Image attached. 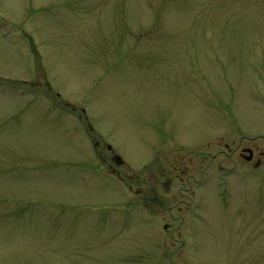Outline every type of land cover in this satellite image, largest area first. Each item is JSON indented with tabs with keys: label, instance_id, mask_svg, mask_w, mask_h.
Listing matches in <instances>:
<instances>
[{
	"label": "rangeland",
	"instance_id": "obj_1",
	"mask_svg": "<svg viewBox=\"0 0 264 264\" xmlns=\"http://www.w3.org/2000/svg\"><path fill=\"white\" fill-rule=\"evenodd\" d=\"M255 141L264 0H0V264H264Z\"/></svg>",
	"mask_w": 264,
	"mask_h": 264
},
{
	"label": "flooded vegetation",
	"instance_id": "obj_2",
	"mask_svg": "<svg viewBox=\"0 0 264 264\" xmlns=\"http://www.w3.org/2000/svg\"><path fill=\"white\" fill-rule=\"evenodd\" d=\"M235 144V143H233ZM199 146V145H198ZM225 148L227 149H231V153L226 154L227 159H233L236 163L244 165V163H251L252 165L249 168H246L244 166V168L242 167V169L237 165H233L234 167H231V169H226V167L223 164H218L216 165L217 169L220 170V177L222 175L223 179L227 178V175L233 176L235 174L238 175H242L243 178H247V177H251V171L253 170H261L264 169V150H259L258 147V142L255 141L253 146H244L242 144L239 145V153L237 154V150L232 149V147H230L231 145H224ZM109 151L112 152V149L110 146H108ZM175 156V157H174ZM218 155H215L214 158H217ZM112 161L114 160L118 165H123L122 160L118 157V156H111ZM111 161V162H112ZM113 161V162H114ZM104 163L105 166H109L110 162L109 160L103 159L102 161ZM168 163V172L166 176L168 177V181L165 182L166 184V197L168 198V194H169V198L170 200H176V197L179 196H183L184 192L183 190H186V195L189 197L190 196V200L186 206L185 209L181 208V211L183 212L182 215H180V219L181 221H185L188 217V211L190 209V206H193L194 203V198H196V194H197V190L195 191L194 188H199L202 187L205 183V174L200 175V177L195 178L194 183H190V177H196L195 175H191L190 173H192L191 171V165L187 166V160L184 156H182L181 154H175L172 155V158L169 159V161H167ZM110 168V167H109ZM166 173V172H165ZM174 181H178L180 185H182V189H180V191L178 192H172V188H173V183ZM188 185L189 189H188ZM202 189V188H201ZM190 192V193H189ZM179 195V196H177ZM182 201V200H181ZM183 203V202H182ZM201 205V204H200ZM196 208H198V205H195ZM202 206V205H201ZM172 211V210H171ZM156 215V214H155ZM194 218L199 219L201 216L199 214H194L192 215ZM176 218V217H174ZM202 219V218H201ZM200 219V220H201ZM168 229V226L167 228Z\"/></svg>",
	"mask_w": 264,
	"mask_h": 264
}]
</instances>
